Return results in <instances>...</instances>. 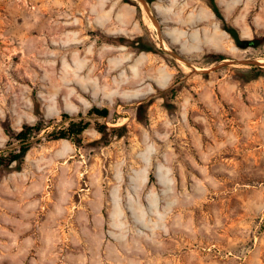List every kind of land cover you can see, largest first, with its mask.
I'll return each instance as SVG.
<instances>
[{
	"label": "rangeland",
	"instance_id": "obj_1",
	"mask_svg": "<svg viewBox=\"0 0 264 264\" xmlns=\"http://www.w3.org/2000/svg\"><path fill=\"white\" fill-rule=\"evenodd\" d=\"M133 1L0 0V154L6 128L109 110L88 118L103 134L43 131L20 170L0 167V264H264V71L246 70L264 65L238 63L264 60L242 47L264 36V0H215L239 42L214 14L192 54L162 46L152 0ZM139 20L168 60L102 42Z\"/></svg>",
	"mask_w": 264,
	"mask_h": 264
},
{
	"label": "trees",
	"instance_id": "obj_2",
	"mask_svg": "<svg viewBox=\"0 0 264 264\" xmlns=\"http://www.w3.org/2000/svg\"><path fill=\"white\" fill-rule=\"evenodd\" d=\"M149 1V0H147ZM123 3H129L131 5H136L133 0H122ZM207 5L211 8L214 12L216 17L220 20L221 28L229 36L235 41L239 42V37L237 34V30L230 26L222 17L219 8L215 2V0H206ZM101 40L104 43L116 45V46H127L131 51L138 53L145 52L154 55H159L163 59L168 60L169 56L159 49H157L153 43V41L149 38L148 34H144L141 36L134 37L133 39L127 38L123 35H108L103 33L101 35ZM264 44V36L262 37H254L252 40L249 41V46L257 47L258 45ZM215 61L220 62L224 59L222 55L213 56ZM250 74L255 71H264L262 68H252L246 69ZM182 75H176L175 80L169 88L168 92H170L173 96L184 87V84L177 83V78ZM151 100H147L146 102H142L137 107V120L142 122L146 117V110L148 106L151 104ZM109 115V110L107 108H99V107H92L88 110L85 117L78 115L76 118H72L67 114H62V122H66V125L61 128H53L52 130L46 133V129L53 126L56 122L54 120H40L37 121L33 125H23L20 131H14L10 128H6L5 132L9 137V141L7 144L6 153L0 154V167H8L11 164L15 165L16 170H20L24 158L29 150L33 147L34 144L39 143L41 139H36L41 132L45 131V138L48 141H58V140H65L69 139L73 141L75 144L79 145L81 142L82 135L85 130L94 127L100 134H103L107 127L105 125H100L98 123L91 122L88 118H106ZM123 131L125 127H120L117 129H113V131ZM15 142V143H14ZM15 144V145H12ZM11 146V147H10ZM10 148V149H9ZM262 229L264 230V223L262 225Z\"/></svg>",
	"mask_w": 264,
	"mask_h": 264
},
{
	"label": "crops",
	"instance_id": "obj_3",
	"mask_svg": "<svg viewBox=\"0 0 264 264\" xmlns=\"http://www.w3.org/2000/svg\"><path fill=\"white\" fill-rule=\"evenodd\" d=\"M151 7L161 29L160 43L165 44L168 51L173 49L185 54L197 52V21L211 22L215 18L211 8L197 0H152ZM141 22L137 21L133 36L142 34ZM209 35L203 44L211 48Z\"/></svg>",
	"mask_w": 264,
	"mask_h": 264
},
{
	"label": "water",
	"instance_id": "obj_4",
	"mask_svg": "<svg viewBox=\"0 0 264 264\" xmlns=\"http://www.w3.org/2000/svg\"><path fill=\"white\" fill-rule=\"evenodd\" d=\"M140 1L143 5L145 4L143 1ZM249 45V41H246L243 43L242 47H247ZM238 63L244 64V65H249V66H255L258 65V63L256 61H240ZM227 64V63H226Z\"/></svg>",
	"mask_w": 264,
	"mask_h": 264
},
{
	"label": "bare ground",
	"instance_id": "obj_5",
	"mask_svg": "<svg viewBox=\"0 0 264 264\" xmlns=\"http://www.w3.org/2000/svg\"><path fill=\"white\" fill-rule=\"evenodd\" d=\"M142 5V4H141ZM141 8H142V6H141ZM144 8H146L145 6H144ZM143 9V8H142ZM144 11V10H143ZM145 13V12H144ZM150 13V12H149ZM149 27L150 28H152L153 27V23L151 22V23H149ZM161 45L162 46H164L163 45V43H161ZM256 62L258 63V64H263L264 65V60L263 59H260V60H256ZM224 63V62H223ZM120 66V65H119ZM184 67V66H183ZM187 68V67H186ZM187 71V70H186ZM129 82V81H128ZM147 93V92H146Z\"/></svg>",
	"mask_w": 264,
	"mask_h": 264
}]
</instances>
